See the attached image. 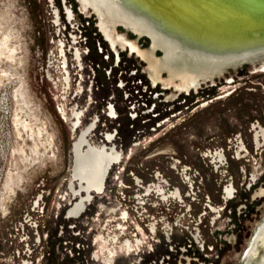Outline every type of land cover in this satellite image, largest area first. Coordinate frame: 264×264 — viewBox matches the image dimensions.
I'll use <instances>...</instances> for the list:
<instances>
[{
    "label": "rangeland",
    "instance_id": "1",
    "mask_svg": "<svg viewBox=\"0 0 264 264\" xmlns=\"http://www.w3.org/2000/svg\"><path fill=\"white\" fill-rule=\"evenodd\" d=\"M4 36L0 264H226L264 222V73L156 85L74 0H0ZM82 132L121 159L70 217Z\"/></svg>",
    "mask_w": 264,
    "mask_h": 264
},
{
    "label": "water",
    "instance_id": "2",
    "mask_svg": "<svg viewBox=\"0 0 264 264\" xmlns=\"http://www.w3.org/2000/svg\"><path fill=\"white\" fill-rule=\"evenodd\" d=\"M74 1L156 85L192 94L264 73V0ZM226 264H264V222Z\"/></svg>",
    "mask_w": 264,
    "mask_h": 264
},
{
    "label": "flooded vegetation",
    "instance_id": "3",
    "mask_svg": "<svg viewBox=\"0 0 264 264\" xmlns=\"http://www.w3.org/2000/svg\"><path fill=\"white\" fill-rule=\"evenodd\" d=\"M11 50L14 51L12 54ZM15 51L14 48H9V56L7 59L13 60ZM75 116L77 117V114H75ZM24 124L31 130V127H29L27 123ZM76 125L77 121L73 124V127H76ZM87 132H82L80 134L72 148L74 165L71 171L70 189L73 196H77L80 193H83V196H80L79 203L73 207V210L70 212L71 215L76 214L86 203L91 201L93 197L91 195L92 193L101 194L103 192L105 178L109 169L121 159V154L116 151L114 147L91 145L86 137ZM106 139L109 141L111 137L107 135ZM84 144L85 146H83ZM74 180H76L78 185L77 190H73L72 181ZM260 194L264 195V190L260 191ZM122 217H125L124 213ZM120 229L123 228L120 227ZM112 241H114V239H112ZM122 246L127 252L131 251L132 245L129 241H125ZM107 251L110 252L109 249H107ZM104 261L107 263L109 259L107 258Z\"/></svg>",
    "mask_w": 264,
    "mask_h": 264
},
{
    "label": "bare ground",
    "instance_id": "4",
    "mask_svg": "<svg viewBox=\"0 0 264 264\" xmlns=\"http://www.w3.org/2000/svg\"><path fill=\"white\" fill-rule=\"evenodd\" d=\"M99 26H100V24H99ZM100 28H101V26H100ZM101 31L103 32V30H102V28H101ZM103 34H104V32H103ZM105 35V34H104ZM106 37V36H105ZM7 39H8V36H4V38H3V40H0V56H3L4 55V52H3V48L5 47L6 48V43H7ZM7 50H8V48H6ZM14 51L13 50H11V54L13 53ZM9 54V52L7 51V54L6 55H4V56H6V58H8V55ZM5 74V73H4ZM152 80V79H151ZM22 127L23 128H28L27 127V125H25V124H22ZM25 130V129H24ZM262 131V130H261ZM264 132L262 131V134H263ZM38 134L39 135H41V131L40 130H38ZM227 190V189H226ZM228 197V196H227ZM262 224V223H261ZM260 224V225H261ZM259 225V226H260ZM257 229V228H256ZM197 231V230H196Z\"/></svg>",
    "mask_w": 264,
    "mask_h": 264
}]
</instances>
